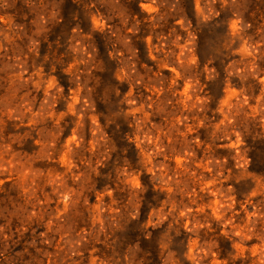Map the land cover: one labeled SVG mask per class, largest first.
<instances>
[{"label":"clouds","instance_id":"9594fccd","mask_svg":"<svg viewBox=\"0 0 264 264\" xmlns=\"http://www.w3.org/2000/svg\"><path fill=\"white\" fill-rule=\"evenodd\" d=\"M264 0H0V264H264Z\"/></svg>","mask_w":264,"mask_h":264},{"label":"rangeland","instance_id":"374dc122","mask_svg":"<svg viewBox=\"0 0 264 264\" xmlns=\"http://www.w3.org/2000/svg\"><path fill=\"white\" fill-rule=\"evenodd\" d=\"M261 151H264V149H261Z\"/></svg>","mask_w":264,"mask_h":264}]
</instances>
